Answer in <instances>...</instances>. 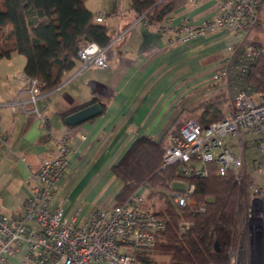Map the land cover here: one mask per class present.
I'll list each match as a JSON object with an SVG mask.
<instances>
[{"label": "crops", "instance_id": "0c3cea01", "mask_svg": "<svg viewBox=\"0 0 264 264\" xmlns=\"http://www.w3.org/2000/svg\"><path fill=\"white\" fill-rule=\"evenodd\" d=\"M83 3L94 18L103 14L100 23L115 40L113 57L105 69L89 67L77 73L76 67L58 87L42 94L37 108L48 131L33 114L6 105L27 98L24 63L0 82V130L5 136L0 143L1 214H22L31 190L28 166L35 168L55 156L56 139L69 127L60 114L92 98L103 105L102 112L69 127L68 165L52 200L55 205L66 196L64 214H76L79 221L98 206L114 204L122 184L110 168L138 137L168 143L171 132L185 121L202 123V116L212 110L207 103L217 97L225 100L220 105L223 114L228 109L229 98L215 90L212 73L227 54V46L243 36L219 29L181 41L169 31L183 17L192 23L211 20L218 13L214 0L194 4L174 0L172 13L149 25L129 8L128 0ZM160 27L165 30L159 31ZM25 255L26 249L21 248L0 264H32Z\"/></svg>", "mask_w": 264, "mask_h": 264}, {"label": "built area", "instance_id": "2783aa9c", "mask_svg": "<svg viewBox=\"0 0 264 264\" xmlns=\"http://www.w3.org/2000/svg\"><path fill=\"white\" fill-rule=\"evenodd\" d=\"M198 1L186 0L190 4ZM214 2L218 13L211 20L192 23L183 17L169 31L181 41L219 29L243 36L227 46V54L216 62L212 73L215 90L229 98V106L221 119L209 124L202 125L195 119L182 123L169 138L162 167L177 165L182 177H203L208 172L206 165L214 163L217 175L230 172L238 185L243 184L241 221L246 222L249 245L246 256L242 250L233 249L228 264H264V85L260 89L250 80L253 65L264 58V46L248 39L256 26L264 23V0ZM102 16L98 13L96 21L101 22ZM140 18L146 23L143 16ZM114 42L111 40L105 46L82 42L77 50V73L89 67L108 68ZM25 80L27 98L6 105L33 114L48 131L46 119L37 108L41 84L35 78ZM69 130L66 128L56 139L55 156L43 159L35 168L28 166L31 190L22 214L0 213V263L25 248V259L32 264H163L153 256L157 253L156 235L164 228V220L144 207L145 199L138 189L120 204L96 207L81 221L76 214H64L66 196L55 205L52 203L68 165ZM4 140L0 130V143ZM251 149L259 157L253 156L249 169L245 162L246 152ZM176 182L183 183L185 188L172 192L175 201L179 205L190 203L188 196L194 185L183 178ZM182 225L187 227L186 223ZM258 239L262 243L260 251Z\"/></svg>", "mask_w": 264, "mask_h": 264}, {"label": "trees", "instance_id": "16d2710c", "mask_svg": "<svg viewBox=\"0 0 264 264\" xmlns=\"http://www.w3.org/2000/svg\"><path fill=\"white\" fill-rule=\"evenodd\" d=\"M128 3L148 25L162 22L174 9V0H128ZM112 39L108 27L96 21L83 0H0V59H9L14 53L23 55V74L37 79L42 93L58 87L64 75L79 65L77 50L82 42L105 46ZM250 80L263 88L264 58L253 65ZM222 97L207 103L212 110L202 116V125L221 119L220 105L225 102ZM93 102L95 98L61 113L60 117L64 119ZM166 145L165 139L156 142L140 136L111 166L122 184L114 203L124 202L137 189L141 193L147 190L149 198L158 197L160 207L151 211L164 220V228L156 235V251L168 257L163 264H228L238 216L244 207L243 184L238 185L230 172L217 175L214 163L206 165L208 172L203 177H182L177 165L163 168ZM182 178L194 185L188 196L191 202L185 205H179L172 194L183 189L170 186L184 185L176 182Z\"/></svg>", "mask_w": 264, "mask_h": 264}, {"label": "rangeland", "instance_id": "374dc122", "mask_svg": "<svg viewBox=\"0 0 264 264\" xmlns=\"http://www.w3.org/2000/svg\"><path fill=\"white\" fill-rule=\"evenodd\" d=\"M88 5H91V3L88 2ZM248 39L251 40L252 42H255L254 44L259 43L261 46H264V23L256 26L253 32L248 36ZM23 63H25V57L21 54H16V53L12 55L11 60L0 59V82L4 81L7 75H9L14 69L22 68ZM227 99L228 98H226V100ZM246 155H247V159L245 165L247 166V168L250 169L251 160L252 158H254L253 156L256 155L257 157H259V153L255 151V149L253 150L251 149L246 152ZM170 186L173 188L177 187L179 189L185 188V185H176L175 183H171ZM142 195L144 196L145 199L144 207H147L150 210H157L160 207V201L157 196H152L151 198H149L147 190L143 191ZM241 214L242 211L239 213L238 216V229L236 233L234 250L240 249L242 250L243 255L246 256L249 245V233L246 222H244L243 220L241 221L242 218ZM263 243H264V237H263ZM153 257H154L153 259H156L157 261H160L162 263L167 262L168 259L166 254L161 251H159V253L157 252Z\"/></svg>", "mask_w": 264, "mask_h": 264}, {"label": "water", "instance_id": "95a60500", "mask_svg": "<svg viewBox=\"0 0 264 264\" xmlns=\"http://www.w3.org/2000/svg\"><path fill=\"white\" fill-rule=\"evenodd\" d=\"M102 112V108L99 104V102H93L91 104H88L84 107H81L74 112H71L70 114L66 115L64 117V123L69 127L77 126L91 118H94L98 116ZM261 241L260 239L257 240V245L259 251L261 250ZM214 248L217 249V245L215 243Z\"/></svg>", "mask_w": 264, "mask_h": 264}]
</instances>
